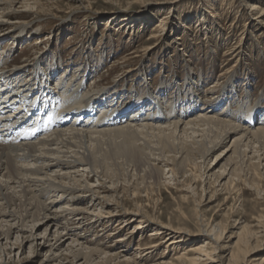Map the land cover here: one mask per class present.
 <instances>
[{"label":"rangeland","instance_id":"rangeland-1","mask_svg":"<svg viewBox=\"0 0 264 264\" xmlns=\"http://www.w3.org/2000/svg\"><path fill=\"white\" fill-rule=\"evenodd\" d=\"M40 1L39 8L42 7V9L39 12L36 9L24 12L29 14L30 18L24 19L21 23L27 22L23 27L32 31L41 30V35L31 31L32 33L29 34L31 37L28 41L25 40L23 45H14L10 41L0 45V54L3 50L5 52L12 50L11 56L6 57L8 60L5 61L7 62L5 69L22 68L25 63H33L36 58L39 59L42 55L40 53L46 51V55H43L45 57V61H43L45 71L52 70L56 74L59 73L60 76L61 74L62 76L69 75L72 78L76 76V80L81 77L83 79V76L91 78L88 83L86 80L85 90H83L85 95L89 91V96H85L86 102L97 96H100V100L105 102L109 101V95H116L117 97L120 96L119 99L122 98V103L126 106L133 105L140 108L144 106L140 103V100L150 99L153 95L155 97L158 95L167 111L162 110V116L155 114V118H161L165 121L154 123V125L160 127H167L172 121L181 119L175 116H180L183 107L187 104L192 103L195 105L202 102L206 109L210 108L207 103L222 94V89H226L225 92L227 93L225 96L222 94L223 96L219 100L222 103H219V108L226 106L231 112L234 111L230 117H236L235 119H240V121L242 119L246 124H249L248 114L255 111L256 105L258 106L256 113L264 114V41H261V37L255 31H252L249 26L244 29V23L238 25L240 21L237 15L233 13L224 14L222 0ZM242 2L241 4L244 5L245 15L247 16L246 13L252 12L250 5L253 1L242 0ZM210 11L216 15L214 19H211L210 15L207 14ZM189 13L192 14L188 15ZM139 18H144V21L138 20ZM166 18H170L171 26L169 25L167 32L159 39L155 37L157 35L155 28L158 26V22ZM260 32L264 35V25ZM35 35L40 38L39 44L34 43ZM242 36L243 42L241 44L242 39L240 38ZM44 38L49 39L45 41ZM26 42H29V45ZM152 46L156 47L144 54V50ZM47 52L50 53L47 54ZM234 53L236 54L233 55ZM125 61H127L126 64H124ZM223 62V66L227 63L229 71L221 67ZM129 69H133L130 75L127 74ZM76 70L79 71L76 72ZM29 73H33L32 66ZM54 73L47 74L51 78ZM244 75L245 78H248L245 81L248 84L246 87L242 85ZM234 78H236V81L230 83L229 81ZM106 89H110V91L106 92ZM104 91L105 94H100ZM213 91L214 94H212ZM194 92H197L199 96ZM202 96L207 97L204 102L198 99ZM217 100H213L214 105ZM32 103L29 102L26 106L30 109L33 107ZM227 103L229 104L227 105ZM96 104L99 105L100 103ZM105 104L112 103L107 102ZM117 106L116 108H120ZM89 109H92L91 104L83 111L76 108L66 111L74 114L82 112L85 115L84 113ZM172 109L175 110V113L169 117L167 113L171 112ZM207 112L208 110L205 111V113ZM62 113H65V110L62 109ZM147 122L148 120L131 122L128 126L135 127ZM78 126L62 133L74 130L97 133L121 128L127 126V123L116 125L107 120L105 126H102L101 122H93L90 125H84V127L82 125ZM232 140L221 144L216 151L208 156L207 160L199 161L202 166L201 169L198 168L199 175L201 174L200 178L195 179L193 175L191 176V173H186L185 176L178 175L174 162L168 166H164V162H154L156 166L162 167L164 170L162 175L155 174L150 177L145 169L131 173L125 171L115 172L114 169H111L107 171L108 179H101L102 181H100L104 183V186L100 182H94L96 181L95 178L91 179L90 185L84 183L82 187L84 194L82 195L89 199L96 191L93 198L96 206L92 204L89 207L87 203L75 202L73 203L74 206L69 208L89 207L91 210L94 209L95 215H102L103 217H108L107 212L110 209L113 213L112 218L115 219H113L107 230L108 232L104 231L103 227L86 228L87 223L85 227H76L78 222L76 223L71 217L63 215L62 208L68 206L66 205L68 200H64L65 198L68 199L67 196L60 197V199H50L53 195H47L44 199L39 197V200L47 203L50 200L57 202L58 205L52 212L56 209L58 211L59 223L61 224L59 228L63 227L66 229L65 231H70L75 240L82 238L83 241L80 242L83 243L82 246L90 249L98 247L97 249H105L107 252L111 251L112 253H123L118 240L131 237L130 232L134 231V226L138 222L136 220L132 221L127 228L119 232L115 225L119 220L122 223V220L126 217L136 218L135 215L132 216L128 213L141 214L147 221L146 225L148 227L142 230V234H135L130 250H128L129 253L123 258V260L128 259L125 264H133L134 260L141 262L140 264L144 262V264H157L163 261L166 262L165 264L178 262L176 258L188 253L189 248L198 243L206 244L205 230L208 228H205V226H216L227 230L225 242H222L226 250L220 251L219 254L225 257L224 264H228L227 256L232 251L233 243L237 239L228 242L231 236L241 232L246 224L252 226L254 219L263 217L264 225V178L261 181L262 196L249 189L244 183L239 185L240 195H236L232 190H222L221 187H218L219 183H217L219 178L221 180L220 176L225 172V169V174H228L234 164L227 167L229 162L224 160L218 168L219 171H215L216 176H212L214 172H208L209 168H213L214 164L217 163L216 157L230 145ZM173 170L176 171L173 172ZM57 172L53 175L52 172H48V174L54 177L60 173ZM75 174L80 178L83 173ZM227 179H224L223 183ZM90 188H93L94 191L90 192L88 190ZM18 190L19 188L16 189V191ZM12 192L13 190L10 191V193ZM80 200L83 201L84 199ZM15 217L18 218L19 215ZM50 217L54 218L52 214ZM38 224L36 223V225ZM158 224L179 230L176 233L181 236L179 244L181 246L178 250L169 249L167 245L161 244L164 239L158 240L156 245L159 244L157 245L159 248L154 249L156 253L153 251L148 257H143V260H140L141 255L134 252V249L139 241L145 243L146 246L153 244L149 239V233L158 228ZM10 225L19 226V218L17 221H11ZM42 225L43 222L40 225L42 230L39 229L38 231L40 233L44 230ZM111 233H116V235L109 237ZM17 234H14L9 241L0 238V264H41L46 257L50 256V252L46 254L50 250L48 246L51 244L58 248L61 246L56 245L50 237L49 239L52 242H46V248L45 246L44 248H38L36 245L39 244H34L31 247V251L35 250V253L30 252V242L21 250L17 245L14 246V238ZM77 235L80 236L76 237ZM128 235L130 236L127 237ZM40 239L41 235H39L36 243L41 242ZM69 242L70 240L64 243L60 251L55 248L54 253L64 252V254H67ZM260 243L261 248L257 249L254 255L257 260L259 258L263 261L264 240H260ZM11 246H14V248ZM252 247L255 249L256 244L254 243ZM77 249L79 248L77 247ZM29 253L33 254L29 256ZM123 260H120V262ZM69 261L71 260L69 259ZM98 261L95 260L94 264H98ZM62 262L70 264L67 261ZM212 262L207 257H201L198 264H214ZM49 264H53V262ZM188 264L192 263L189 262Z\"/></svg>","mask_w":264,"mask_h":264},{"label":"bare ground","instance_id":"bare-ground-1","mask_svg":"<svg viewBox=\"0 0 264 264\" xmlns=\"http://www.w3.org/2000/svg\"><path fill=\"white\" fill-rule=\"evenodd\" d=\"M252 1L253 3L250 5L251 15L250 13H246L247 16L245 15V7L241 4L243 3L242 0H222L223 13L237 15L240 21L238 25L244 23V29L249 26L252 31H255L261 37V41H264V35L260 32L264 25V0ZM40 2V0H0V45L8 41L14 45H23L25 40L28 41L31 37L30 33L34 32L37 35H41V30L32 31L23 27L27 22L21 23L24 19L30 18V15L24 12L35 9L39 12L42 9V7L39 8ZM191 14L189 13L188 15ZM207 14L210 15L211 19L216 16L212 11ZM169 19L161 20L158 22V26L154 27L157 30L155 37L161 39L164 36L169 29V25L171 26ZM138 20L144 21V18H139ZM37 35H35L34 43L39 44L40 38L36 37ZM48 39L44 38L45 41ZM240 39H242L240 41L242 44L243 36ZM155 47L152 46L145 49L144 54ZM11 51V49L7 52L3 50L0 54V121L10 123L12 120L13 124L9 126L11 128L18 124L19 121H26V117L30 116V112H33L34 118L42 117V115L44 117L45 114L50 112L55 117H58L57 121L59 122L57 130L50 135L43 136L41 141L34 140L33 132L29 131L27 134L30 135V139L28 140L17 134L11 142L0 143V238L9 241L14 234L18 233L14 238V246L17 245L22 250L30 242V252H34L35 250L31 251V247L34 244H39L36 245L38 248H44L46 242H52L49 239L51 237L56 245L61 246L59 248L54 247L52 244L48 246L50 250L46 254L50 252V256L46 257L41 264H49L50 262H53V264H64L62 261H67L70 264H94L95 260H99L98 264H125L126 260H128H123V258L129 253L128 250H130L135 234H142V230L148 227L146 225L147 221L141 214L128 213L132 216L135 215L136 218L126 217L122 220V223L119 220L115 225L119 232L127 228L132 221L136 220L138 222L134 226V231L130 232L131 237L128 235L127 237L129 238L118 240L122 246L121 250L123 253H112L111 251L107 252L105 249H97L98 247L90 249L82 246L83 243H80L83 241L82 238L75 240L70 231H65L66 229L63 227L59 228L61 224L59 223L58 211L56 209L52 212L57 207V202L50 200L47 203L39 200V197L44 199L47 195H53L50 199H60V197L67 196L68 199L65 198L64 200H68L66 201L68 206L62 208L63 215L71 217L76 223L78 222L76 227H85L87 223L88 226L86 228L103 227L102 229L107 231L113 219H115L112 218L113 213L108 209V217L95 215L94 209L91 210L89 207L92 204L96 206L93 199L96 191L93 188V190L91 188L88 189L90 192L94 191V194L87 199L82 195L84 194L82 187L84 183L90 185L92 178L96 179L94 182H100L103 179L107 180V171L111 169H114L115 172L125 171L129 173L145 169L147 175L152 177L155 174L162 175L164 173L162 167L156 166L154 162H164V166L174 162L178 175L185 176L186 173H191V176L193 175L196 179L201 177L198 168L201 169L202 166L199 161L207 160L208 156L216 151L221 144L233 139L230 145L216 157L217 163L214 164L213 168H209L208 172H214L212 176H216L215 171L226 160L229 162L227 167L230 164H234V166L228 174H225V169V172L220 176L221 180L220 178L217 180V183H219L218 187H221L222 190H232L234 194L240 195L239 185L244 183L249 189L256 191L258 195L262 196L261 181L264 178V114L256 113L258 111V106L256 105V109L253 108L255 111L248 114L249 124H246L242 119L240 121V119H235L236 117H230L234 111L231 112L226 106L219 108V103H222V101H219L221 96H225L227 93L225 92L226 86L224 87L225 90L222 89L223 95L220 94L213 99H218L215 105L213 100L208 103L206 101L210 107L208 109L205 108L202 102H198L195 105L190 103V106L187 104L183 107L180 116H175L181 119L172 121L167 127H160L154 125V123H163L165 121L161 118H155V114L160 116L162 110L167 111L158 95L156 97L153 95L150 99L144 98L140 100V103L144 104L140 108H136L133 105L116 108L117 105L105 104L110 101L104 102L100 100V96L86 102L85 96H89V91L85 95L83 90H85L86 80L88 83L91 78L83 76V79L81 77L76 80V76L72 78L69 75L58 78L53 75L50 78V75L47 74L43 67V61H45L43 55H46V51L41 52L40 58H36L33 63H25L22 68L14 67L7 70L4 68L7 65L5 61L8 60L6 57L10 55ZM214 52L211 53L215 54ZM126 63L127 61L124 62V64ZM223 64L224 62L221 67L229 71L227 63L224 66ZM31 66L33 67V73L30 74ZM117 67L119 66L117 65ZM131 70L133 69L127 70L128 75L132 73ZM78 71L76 70V72ZM53 78H57L55 84L51 83ZM247 80L248 78H245L244 75V83H241L243 87L248 86L245 83ZM235 81L236 78L229 82L234 83ZM109 91L110 89H106V92ZM55 92L58 93L55 94ZM106 92L104 91L100 94H105ZM194 93L197 94V92ZM212 94H214V91ZM47 97L49 98L47 99ZM213 97L215 96L213 95ZM206 98L202 96L198 99L204 102ZM29 102H33V105L31 104L33 107L30 109L26 106ZM98 102L100 103L99 105L96 104ZM55 103L59 105L57 110H55ZM116 103L118 104V102ZM90 104L92 109L85 112V115L82 112L74 114L66 111L74 108L83 111ZM62 109L65 110V113H62ZM199 109L201 111H198ZM207 110L208 112L205 113ZM174 113L175 110L172 109L167 115L170 117ZM258 116H260V120ZM73 117L75 118L73 119ZM106 119L116 125L127 123V126L97 133L75 130L62 133L78 125H90L93 122H101L102 126H105ZM65 120L67 123H65ZM147 120L148 122L143 125L128 126L131 122H144ZM35 125H38V123ZM2 131L8 133L11 129L7 128L6 125V128H2ZM52 134L54 135L52 136ZM176 170H173V172ZM57 171L60 172L56 174L57 176L53 177L48 174V172H52L53 175L58 173ZM75 173L83 174L78 178ZM226 178H228L227 181L223 183ZM57 181L58 183H56ZM102 185L104 186V183ZM17 188H19L18 191H16ZM12 190L13 192L10 193ZM70 197L71 199H69ZM80 199L84 200L81 201ZM70 202L72 203L71 205ZM75 202L87 203L89 207L70 209ZM11 210L13 211L10 212ZM51 214L54 218L50 217ZM17 215H19V226L10 225L11 221H17L18 218L15 217ZM254 220L252 226L244 225L241 232L235 236L232 235L228 241L232 242L237 238L235 243H233L232 251L227 256L228 264H264V260H259V258L257 260L254 255L256 250L261 248L260 240H264L263 217ZM42 222L44 230L40 233L38 231ZM36 223L39 224L36 225ZM205 228H208L205 230L206 244L198 243L194 247L189 248L188 253L176 258L178 262H173L172 264H186V262L187 264L189 262L198 264L201 257H207L214 264H224L225 257L219 252L226 250L222 242H225L227 230L216 226H205ZM177 231L179 230L160 224L158 228L149 233V239L153 244L146 246L145 243H140L138 240L139 243H137L134 252L141 255L140 260H143V257H148V255L153 253L154 249L159 248V246L157 247L159 244L156 245V243L161 239H164L161 244L167 245V248L178 250L181 246L179 245L181 236L176 233ZM39 235H41V242L36 243ZM114 235L116 233H111L109 237ZM79 236L77 235L76 237ZM69 240L67 254H64V252L54 253L55 248L60 251L62 245ZM254 243L256 244L255 249L252 247ZM14 246L11 247L14 248ZM32 254L29 253V256ZM120 260H123V263ZM140 263L133 261V264ZM165 263L163 261L157 264Z\"/></svg>","mask_w":264,"mask_h":264}]
</instances>
